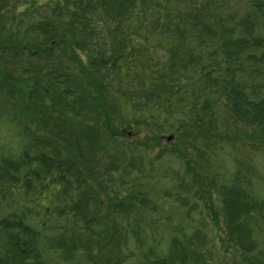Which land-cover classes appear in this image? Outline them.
Wrapping results in <instances>:
<instances>
[{
	"label": "trees",
	"instance_id": "obj_1",
	"mask_svg": "<svg viewBox=\"0 0 264 264\" xmlns=\"http://www.w3.org/2000/svg\"><path fill=\"white\" fill-rule=\"evenodd\" d=\"M0 264H264V0H0Z\"/></svg>",
	"mask_w": 264,
	"mask_h": 264
}]
</instances>
